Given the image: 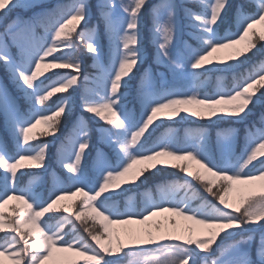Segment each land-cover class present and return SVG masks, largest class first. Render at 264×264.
Returning a JSON list of instances; mask_svg holds the SVG:
<instances>
[{
  "label": "snow or ice",
  "instance_id": "1",
  "mask_svg": "<svg viewBox=\"0 0 264 264\" xmlns=\"http://www.w3.org/2000/svg\"><path fill=\"white\" fill-rule=\"evenodd\" d=\"M193 2L200 10L187 9L184 26L194 44L179 38L174 0H162L149 11L157 63L189 84L184 89L161 75L159 91L145 92L138 86L142 105L138 117L128 108L124 90L143 63L141 27L148 0H120L119 4L97 0L103 36L99 25L88 26L89 0H69L27 19L17 15L5 25L0 32V63L9 70L29 107L21 112L0 85V108L13 141L10 151L7 141L0 138V233L5 234L0 241V264H5V258L11 264H123L128 256L143 258L129 264H198L197 250L205 254L200 264H257L252 259L251 243L254 229L264 228V127H256L255 122L245 125L239 154L233 148L239 129H218V158L206 129L190 130L183 142L171 128L153 139L155 131L168 121H245L264 96V62L254 63L240 77L234 76L230 87L221 83L214 92L200 90L205 73L231 70L264 47V30L256 27L264 26V0H246L247 8L245 3L236 4L235 30L229 26L223 34L220 26L232 7L230 0ZM36 7L39 0H0V19L15 8ZM37 21L45 28L38 42ZM103 39L109 43L107 64L102 60ZM9 41L17 48V56H13ZM80 46L94 60V78L83 72L76 55ZM153 76L149 68L142 73L146 82ZM81 79L85 82L81 111L108 126L98 131L113 157L109 159L97 148L95 174L90 177L86 173L93 147L91 129L77 118L57 151L67 180L55 177L44 198L33 187L40 177L33 175L29 186L23 188L20 181L29 176L30 169L48 171L52 147L48 138H57L63 118L74 108L73 98L62 94L75 91ZM90 80L95 88L87 86ZM54 97L57 101L52 105ZM169 169L183 174L182 179L157 184L155 197L149 189L139 210L131 197L123 210L118 207L115 197ZM193 181L213 199L201 196ZM256 181L260 182L258 191ZM234 184L241 192L238 204L229 201ZM69 198L75 199L66 203ZM13 200L19 203L6 215L4 205ZM194 200L200 203L193 206ZM164 213L192 223L184 226L173 219L169 226L155 221L153 230L148 222ZM58 215L59 220L50 224ZM114 224L146 226L125 229L121 235L110 227ZM222 234H238L239 238L220 248L217 241ZM68 253L83 259H69ZM256 255L259 264H264V243L258 245Z\"/></svg>",
  "mask_w": 264,
  "mask_h": 264
},
{
  "label": "rangeland",
  "instance_id": "2",
  "mask_svg": "<svg viewBox=\"0 0 264 264\" xmlns=\"http://www.w3.org/2000/svg\"><path fill=\"white\" fill-rule=\"evenodd\" d=\"M191 1L193 2V0H174V3L176 5L177 22L180 25L179 38L180 40H188L189 43L194 44L195 42L189 40V37L187 35V29L184 26L185 22H182L180 16L181 13L179 11L180 7H183L185 9L192 8L199 11L200 8L196 3L195 4L197 6L194 8L188 5V3H190ZM89 2L91 5V12H90V20L88 26L92 27L95 25H99L100 34L101 36H103L104 25L103 22L99 19V15L97 13V9H96L97 0H89ZM125 2H127V0H125ZM160 2H162V0H148L146 10L149 9L148 10L149 12L151 9H153L154 5H157ZM230 2L232 4V7L228 9V14L225 18V22L220 26L221 34H223L224 30L227 29L229 26H231L232 29L235 30V23L233 20L235 5L238 3H245L246 8L248 7L246 0H230ZM67 3H69V0H39V7L30 8L27 10L21 8H15L11 12L7 13L3 19H0V32H4L5 25L10 20L14 19L17 15L27 19L28 17H31L33 13H40L42 11H47V10H55L57 6ZM116 3L119 4L120 0H116ZM147 21H151V22L146 23L143 18V23L141 27L140 46L144 53L143 63L139 64L138 71H134L133 79L129 82L128 88L124 90L127 94V99H126L127 106L129 109L134 111L137 117L142 111V105L138 100V96H137L138 86H141L145 92L159 91L161 87V80H160L161 75H165L167 81L170 84L175 83L184 89H187L189 84L188 81L174 78L173 75L169 72L167 67L157 63L155 59V48L153 43L154 38L152 35V18L150 17V19H147ZM40 24L41 22L37 21V26L35 29V36L37 42L41 37L45 35V28L41 27ZM256 27L259 30H264V26L257 25ZM101 42L104 45L102 60L105 64H107L109 60V55H108L109 43L107 39H103ZM9 46L13 56H17V48L11 45V41H9ZM76 55H78L82 61L83 72L86 75H89L90 78H94L96 76L97 69L94 67V60L92 56L86 52L83 46L78 47ZM261 62H264V47L260 48L259 51H256L255 55H250L248 61H246L243 64H240L239 66L234 67L231 70L223 71V72L213 71V72L205 73V75L201 77L202 86L200 90L203 92L211 93L216 91L218 85L221 83L226 87H230L234 82L233 81L234 76L240 77L242 74H246V70H248L254 63H261ZM146 68H149L151 72L154 74L153 79L150 82H146L145 80L142 79V73H144V70ZM0 85H2L4 89H6L9 97L16 102L20 111L26 112L29 105L25 102L23 98V94L19 90L18 85L14 83L13 79L11 78L9 70L2 63H0ZM87 86L89 88L96 87L95 84L91 82V80L89 81ZM84 87H85V82L83 81V79H81L78 86H76L75 91L70 90L68 93L62 94V96H71L73 98L74 108L71 115L63 118V123H65V125L63 128L61 125L57 138L56 139H52L51 137L48 138L49 142L52 145L50 150L51 159L48 162V171L45 172L42 169L28 170L29 176L23 177L20 181L19 186L21 188L29 186L30 179L33 175L38 176L40 177V179L37 180L35 185H33L34 190L38 191L44 198H47V194L52 188L53 180L55 177H59L60 180L63 181L67 180L66 170L61 166V164L57 160V151L61 145V141H64L65 138L71 134L73 122L77 118H81L84 121H86L89 128L91 129V141L93 147L85 166L86 173L90 177L95 174L93 157L96 155L97 148H101L104 151V153L109 157V159H112L113 157L112 150L106 144H103L101 142V133L98 131V129L108 126L103 122L98 123L96 120L92 119V116L90 114L81 111L80 97L84 90ZM56 101H57V97H54L51 101V104L54 105ZM262 118H264V96L260 97L259 102L252 108V113L247 117L245 121L237 122L232 120H224V121L212 123L206 120H199L196 118H189L183 121L177 120L176 122L168 121L155 131V133L153 134V139L162 135L165 131L171 128L175 130L176 136L178 137L179 141L183 142L190 130L206 129L209 135L210 146L213 149L214 155L218 158L219 153L215 152V144H216L218 129H225V128L239 129L237 139L233 145V148L236 150L237 146L240 145V149H239L240 151L244 146L245 125L252 124L253 122H255L256 127H264V123H262ZM39 127L42 126H38V128ZM0 138H3L5 141H7L9 150L11 151L13 141L9 135V131L7 130L6 116L2 108H0ZM69 151H71L70 147H69ZM239 151H237V154H239ZM157 177H159V179H155ZM182 177L183 174H177L176 170L173 169L166 170L165 172L159 173L155 177H149V179L146 180L143 184H141L140 187L132 188L130 192L125 193L122 196L115 197L114 200L116 201L118 207L121 210H123L125 203L128 202L129 198L131 197V202L136 206L137 210H139L143 207V201L144 198L149 194L148 192L149 189L152 190L151 195L155 197L156 196L155 187L157 184L165 180H180L182 179ZM193 186L196 188V190L199 192L201 196L205 197L208 200L213 199L204 191L203 187L197 182L193 181ZM254 186L258 191L260 182L259 181L254 182ZM233 191L236 193V196L239 200L241 196V192L239 191L238 184H234ZM183 194H184L183 192L180 193L181 196ZM72 199L75 198H69L65 202L70 203ZM18 203L19 202L13 200V201H9L8 204L4 205L3 211L5 212V214L7 215L8 213H12L13 212L12 205L14 204L18 205ZM192 203L193 206H196L197 204L200 203V201L194 200ZM230 203H233V201H231ZM59 218L60 216L58 215L56 219L50 220L49 223L55 224L57 220H59ZM180 218L181 217H176L171 213H164L161 214L160 216L153 217L148 223L152 224L154 228L155 221H162L163 223L164 221H167L168 223L171 224V221L173 219H175L178 222ZM184 222L188 225L189 224L191 225L192 223L190 221H184ZM92 223H93L92 221H89L90 226L92 225ZM168 223L166 225H168ZM96 226L98 227L99 225L97 224ZM77 227L79 229V222H77ZM110 227L112 229L115 228L114 225H110ZM79 230L82 232V229ZM261 234H264V228L257 226L254 229V239L251 243L252 259L256 261L257 264H259L256 255L257 248L258 245L264 243L261 241ZM238 238H239L238 234H233L232 236L222 234V238L218 239L217 244L220 245V248H227L231 245L234 239H238ZM3 239H5V234L0 233V241H2ZM214 247L216 246L214 245ZM219 250L220 249H217L218 252ZM197 252L199 253V255L197 256V262L198 264H200V261L203 259L205 254L199 252V250H197ZM65 255L69 259H76V260L83 259L82 257H76L72 253H68ZM133 259L142 261L143 258L142 257L133 258L131 256H128L124 258L123 264H129V261ZM5 264H11V261L5 258Z\"/></svg>",
  "mask_w": 264,
  "mask_h": 264
},
{
  "label": "bare ground",
  "instance_id": "3",
  "mask_svg": "<svg viewBox=\"0 0 264 264\" xmlns=\"http://www.w3.org/2000/svg\"><path fill=\"white\" fill-rule=\"evenodd\" d=\"M193 168H195V165L193 164L192 165ZM229 201H233V204L235 203H239V200L236 196V193L234 191H232L231 193H229ZM165 224H167L168 222L167 221H164ZM178 224L180 225H184V226H188V224H186L181 218L178 220L177 222ZM168 225L170 226V223H168ZM190 225V224H189ZM146 225H136V224H128V225H124V224H114V229L115 230H119L120 231V234L123 235L124 233V230L125 229H133V228H140V227H145ZM154 230V228H153ZM116 233H114V236H115Z\"/></svg>",
  "mask_w": 264,
  "mask_h": 264
},
{
  "label": "trees",
  "instance_id": "4",
  "mask_svg": "<svg viewBox=\"0 0 264 264\" xmlns=\"http://www.w3.org/2000/svg\"><path fill=\"white\" fill-rule=\"evenodd\" d=\"M188 5L189 6H192L193 8L194 7H196L197 5L195 4V3H193L192 1L190 2V3H188ZM145 10H146V8H145ZM145 10H144V21L146 22V23H148V22H151V21H147V19H150V16H149V12H148V10H146V12H145ZM186 10L187 9H185V8H183V7H180L179 8V11H180V16H181V20H182V22H185L186 23V21H185V12H186ZM62 128L64 127V125H65V123H63L62 122ZM239 149H240V145L239 146H237V148H236V151H239ZM155 179H159V177H157V178H155ZM155 179H153V180H155Z\"/></svg>",
  "mask_w": 264,
  "mask_h": 264
}]
</instances>
